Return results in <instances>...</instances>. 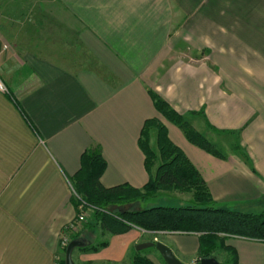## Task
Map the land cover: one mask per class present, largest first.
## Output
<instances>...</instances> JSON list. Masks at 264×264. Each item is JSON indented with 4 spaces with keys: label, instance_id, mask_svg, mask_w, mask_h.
Masks as SVG:
<instances>
[{
    "label": "crops",
    "instance_id": "crops-1",
    "mask_svg": "<svg viewBox=\"0 0 264 264\" xmlns=\"http://www.w3.org/2000/svg\"><path fill=\"white\" fill-rule=\"evenodd\" d=\"M0 80L7 89L0 91V264H54L60 232L75 216L68 177L86 148L101 150L103 186L141 188L149 175L138 138L148 118L165 125L216 206L247 213L264 206V0H29L27 7L3 6ZM149 91L198 131L207 132V119L236 132L237 138L206 134L226 157L189 142L159 115ZM236 139L250 163L231 149ZM166 193L180 204L191 199L178 191L153 196ZM88 231L90 241L106 245L74 249L75 264H131L135 245L148 241L164 243L184 264L199 260L198 233L133 227L111 234L97 226L80 233ZM223 243L236 264H264V241L227 236Z\"/></svg>",
    "mask_w": 264,
    "mask_h": 264
},
{
    "label": "trees",
    "instance_id": "trees-1",
    "mask_svg": "<svg viewBox=\"0 0 264 264\" xmlns=\"http://www.w3.org/2000/svg\"><path fill=\"white\" fill-rule=\"evenodd\" d=\"M149 95L159 115L177 125L189 142L217 157H226L225 148L206 134L207 132L229 134L237 138L236 132L218 129L207 119L205 120L207 132L198 131L187 117L174 110L158 94L149 91ZM12 100L19 106L15 98ZM189 114L203 115V111H193ZM152 135L155 137L154 146L150 144ZM138 145L144 154V166L149 175L148 181L141 188H135L127 183L103 186L100 177L105 169V160L100 148L91 146L81 153L80 166L68 180L75 194L88 206L95 207L81 230L85 226L98 224L111 234H121L133 227L151 232L198 233L199 258L214 256V251L222 248L231 253V264H236V258L234 252L223 243L227 236L264 241V207L259 213H247L216 206L200 173L182 150L169 139L165 125L159 118L144 120ZM231 149L239 152L244 161L250 163L247 152L237 139L231 144ZM158 191L186 192L191 195V199L179 206L153 205L140 208L126 206L137 202L144 203ZM71 202L76 211L78 199L73 194ZM80 231L73 234L71 239L85 238L89 242L86 246L78 248L79 250L97 251L106 245V241L93 243ZM60 261L64 264V257ZM131 264L155 263L141 250L134 249Z\"/></svg>",
    "mask_w": 264,
    "mask_h": 264
},
{
    "label": "rangeland",
    "instance_id": "rangeland-1",
    "mask_svg": "<svg viewBox=\"0 0 264 264\" xmlns=\"http://www.w3.org/2000/svg\"><path fill=\"white\" fill-rule=\"evenodd\" d=\"M3 6L4 7H9L10 9L18 7V6L27 7V6H29V0H3V2L0 5V8L3 7ZM12 19H13V16H12ZM64 50L67 52V53H65V54H67V57H65V58H69L70 54H72L71 51L69 49H64ZM62 59H64V58H62ZM69 65H72V64H69ZM79 65H81V64H79ZM166 194L158 195L156 197L153 196V197L149 198L146 202L141 203V204L143 205V207H149V206H153V205H166V206H179V205H182V204L179 203L178 200H176V198L173 195H171L170 193H166ZM255 209H256L255 210L256 212H254V213H259V212L262 211L263 208L260 207V208H255ZM92 214H93V211H89L88 219H90ZM95 226L99 227L98 224L95 225ZM91 232L88 231L86 233V235L90 239H92ZM153 232H159V231H153ZM71 236H72V234L70 235V237ZM59 239H61V238H59ZM59 244H60V240H59ZM61 246L62 245H60L61 254L57 255V259H55L56 261L58 260L59 262L58 261L57 262L60 263V264H62L60 260H61V258L64 257V249H65V247L63 248ZM141 251L148 258L149 257L152 258V261L155 264H164L163 259L161 258V256L159 255V253L155 249H154V251H152L151 248H145V249H142ZM149 254H150V256H149ZM215 257H216V259H219L221 261V264H231V262H230L231 259H232L231 253L227 252L226 254H223L221 248L217 249ZM197 261L198 260L192 261L189 264H195Z\"/></svg>",
    "mask_w": 264,
    "mask_h": 264
},
{
    "label": "water",
    "instance_id": "water-1",
    "mask_svg": "<svg viewBox=\"0 0 264 264\" xmlns=\"http://www.w3.org/2000/svg\"><path fill=\"white\" fill-rule=\"evenodd\" d=\"M88 244L85 238L71 239L64 251V264H75L72 258L73 250L76 248L84 247ZM153 247L161 256L165 264H184L181 262L172 250L160 241H148L135 245L136 250ZM195 264H221L214 256L201 257Z\"/></svg>",
    "mask_w": 264,
    "mask_h": 264
},
{
    "label": "built area",
    "instance_id": "built-area-1",
    "mask_svg": "<svg viewBox=\"0 0 264 264\" xmlns=\"http://www.w3.org/2000/svg\"><path fill=\"white\" fill-rule=\"evenodd\" d=\"M5 47V46H4ZM0 91L7 92L6 87L4 86L3 82L0 80ZM72 194L77 197L78 203L75 211V216L73 219L68 222L63 229L60 232V245L61 247H66L68 242L70 241L71 237L70 235L75 234L81 230L83 225L88 220L89 211H93L95 207L88 206L78 195L75 194V192L72 190ZM70 234V235H69ZM57 259V257L55 258ZM58 261V260H57ZM56 260L54 261V264H60Z\"/></svg>",
    "mask_w": 264,
    "mask_h": 264
}]
</instances>
